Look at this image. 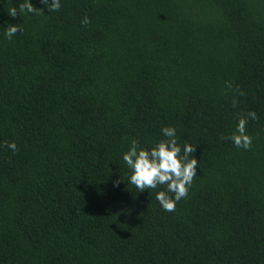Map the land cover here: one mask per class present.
<instances>
[{
	"label": "trees",
	"instance_id": "1",
	"mask_svg": "<svg viewBox=\"0 0 264 264\" xmlns=\"http://www.w3.org/2000/svg\"><path fill=\"white\" fill-rule=\"evenodd\" d=\"M31 2L0 0V264H264V0ZM164 126L199 161L173 212L121 160Z\"/></svg>",
	"mask_w": 264,
	"mask_h": 264
},
{
	"label": "clouds",
	"instance_id": "2",
	"mask_svg": "<svg viewBox=\"0 0 264 264\" xmlns=\"http://www.w3.org/2000/svg\"><path fill=\"white\" fill-rule=\"evenodd\" d=\"M42 3L48 12H57L62 6L61 0H42ZM37 9L31 0H20L18 13L14 6L8 10V14L12 17L22 13L36 14ZM81 23L88 24V18L84 17ZM22 30L18 24L9 23L3 28V35L11 39ZM257 118L255 111H249L246 116L239 117L235 131L227 139L237 148L250 149L252 137L247 134L246 125L249 119ZM160 131L164 139L148 147L142 146L136 139H131L127 150L121 155V160L129 170L127 183L134 186L137 192H144L146 189L157 190L163 186V190L156 191L155 199L164 211L173 212L176 204L187 197L193 179L197 176L199 161L193 155L196 148L187 143L181 147L178 143L175 127L164 126ZM0 148H7L13 154L18 151L15 141L0 144ZM118 183L119 181L115 182L116 185Z\"/></svg>",
	"mask_w": 264,
	"mask_h": 264
}]
</instances>
